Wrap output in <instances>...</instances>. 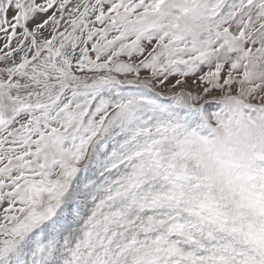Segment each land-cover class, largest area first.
Masks as SVG:
<instances>
[{"label": "snow or ice", "instance_id": "obj_1", "mask_svg": "<svg viewBox=\"0 0 264 264\" xmlns=\"http://www.w3.org/2000/svg\"><path fill=\"white\" fill-rule=\"evenodd\" d=\"M0 264H264V0H0Z\"/></svg>", "mask_w": 264, "mask_h": 264}]
</instances>
